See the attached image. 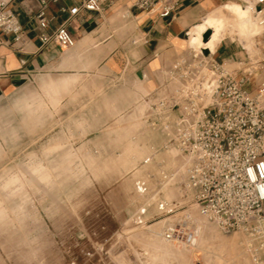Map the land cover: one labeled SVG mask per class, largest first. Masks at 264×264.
<instances>
[{
	"label": "rangeland",
	"instance_id": "obj_1",
	"mask_svg": "<svg viewBox=\"0 0 264 264\" xmlns=\"http://www.w3.org/2000/svg\"><path fill=\"white\" fill-rule=\"evenodd\" d=\"M202 6V35L218 36L216 15L231 8L251 15L250 0ZM125 11L106 15L117 47ZM218 37L238 58L224 63L230 72L257 54V36L251 49L228 29ZM81 61L80 73L37 75L0 99V264H251L242 237L204 222L183 196L187 155L155 126L147 91Z\"/></svg>",
	"mask_w": 264,
	"mask_h": 264
},
{
	"label": "built area",
	"instance_id": "obj_2",
	"mask_svg": "<svg viewBox=\"0 0 264 264\" xmlns=\"http://www.w3.org/2000/svg\"><path fill=\"white\" fill-rule=\"evenodd\" d=\"M15 1L0 0V46L5 44L1 37L9 38L6 44L24 41L11 10ZM60 1L38 0L34 21L41 46L73 47L67 22L81 11L99 13L111 0H69L70 7H60L66 19L49 31L53 17L48 8ZM183 1L132 0L131 7L166 18L177 14ZM250 3L260 33L257 54H246L247 68L230 72L213 54L187 48L160 72L157 87L144 98L168 143L190 157L180 184L185 199L206 223L239 234L251 264H264V0ZM136 190L144 194L146 183L137 181ZM144 212L140 209L139 216ZM175 232L174 225L167 226L162 237L172 241Z\"/></svg>",
	"mask_w": 264,
	"mask_h": 264
},
{
	"label": "crops",
	"instance_id": "obj_3",
	"mask_svg": "<svg viewBox=\"0 0 264 264\" xmlns=\"http://www.w3.org/2000/svg\"><path fill=\"white\" fill-rule=\"evenodd\" d=\"M37 4L38 0H17L11 6L22 25L24 41L20 45L6 44L9 38L1 37L5 44L0 46V99L13 95L37 75L80 73L81 59L86 60L85 65L122 81L125 89L135 84L148 93L160 82V72L187 50L186 32L187 45L200 48L196 38L202 36V0H184L177 14L166 18L128 6L127 0H111L99 13L81 11L67 22L74 39V46L67 49L52 43L39 44L34 21ZM64 4L71 6L69 0L49 6L48 15L53 17L49 31L66 19L67 14L60 12ZM122 9L127 14L118 22L117 47L111 36L105 37L109 19L106 15ZM221 40L218 37L214 41L210 54L219 61L238 59L229 47L220 45Z\"/></svg>",
	"mask_w": 264,
	"mask_h": 264
},
{
	"label": "bare ground",
	"instance_id": "obj_4",
	"mask_svg": "<svg viewBox=\"0 0 264 264\" xmlns=\"http://www.w3.org/2000/svg\"><path fill=\"white\" fill-rule=\"evenodd\" d=\"M250 12L253 16L252 9ZM251 15L248 16L247 14H244L241 9L236 7L229 9L224 14L219 13L216 15L217 19L213 28V33L221 36L224 30L228 29L231 33L236 34V36L240 39L246 40L248 42V46H250V39H253L260 33V28L256 23L254 16L252 17ZM251 19H253L254 22ZM234 27H237V29H234ZM202 36L196 39L200 44V49L206 53H210L209 49L212 47L213 43H215L214 41L218 38V36H214L211 32H209V36L206 40H204ZM251 48L252 47L250 46V49ZM224 63L227 65L229 64L228 61H225ZM189 162L190 157H186L181 160L183 166L188 165ZM199 217L205 222L201 216Z\"/></svg>",
	"mask_w": 264,
	"mask_h": 264
},
{
	"label": "water",
	"instance_id": "obj_5",
	"mask_svg": "<svg viewBox=\"0 0 264 264\" xmlns=\"http://www.w3.org/2000/svg\"><path fill=\"white\" fill-rule=\"evenodd\" d=\"M208 36H209V32H206V33L203 34L202 38L204 40H206L208 38Z\"/></svg>",
	"mask_w": 264,
	"mask_h": 264
},
{
	"label": "snow or ice",
	"instance_id": "obj_6",
	"mask_svg": "<svg viewBox=\"0 0 264 264\" xmlns=\"http://www.w3.org/2000/svg\"><path fill=\"white\" fill-rule=\"evenodd\" d=\"M261 192L264 193V188H261Z\"/></svg>",
	"mask_w": 264,
	"mask_h": 264
}]
</instances>
